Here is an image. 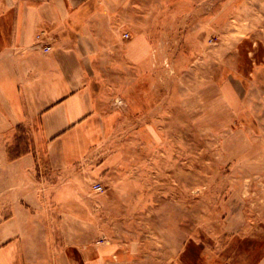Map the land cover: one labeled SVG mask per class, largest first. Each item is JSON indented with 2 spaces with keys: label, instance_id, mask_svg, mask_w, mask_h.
<instances>
[{
  "label": "rangeland",
  "instance_id": "obj_1",
  "mask_svg": "<svg viewBox=\"0 0 264 264\" xmlns=\"http://www.w3.org/2000/svg\"><path fill=\"white\" fill-rule=\"evenodd\" d=\"M128 11L154 53L104 76L117 119L102 239L158 246L160 264L174 252L177 264H219L238 246L235 215L263 219L264 0H128ZM28 129L11 158L34 145Z\"/></svg>",
  "mask_w": 264,
  "mask_h": 264
},
{
  "label": "crops",
  "instance_id": "obj_2",
  "mask_svg": "<svg viewBox=\"0 0 264 264\" xmlns=\"http://www.w3.org/2000/svg\"><path fill=\"white\" fill-rule=\"evenodd\" d=\"M128 14V0H0V264H160L158 246L150 253L137 240L102 239V202L115 196L104 184L113 164L106 144L117 119L104 76L154 53ZM27 129L34 145L11 158ZM260 216L255 226L244 211L235 215L238 246L219 264H264ZM175 254L167 264H177Z\"/></svg>",
  "mask_w": 264,
  "mask_h": 264
},
{
  "label": "built area",
  "instance_id": "obj_3",
  "mask_svg": "<svg viewBox=\"0 0 264 264\" xmlns=\"http://www.w3.org/2000/svg\"><path fill=\"white\" fill-rule=\"evenodd\" d=\"M126 36L128 37L129 35L126 34ZM96 191H99V192H102L104 190L103 186L101 184H97L95 185V188H94Z\"/></svg>",
  "mask_w": 264,
  "mask_h": 264
}]
</instances>
